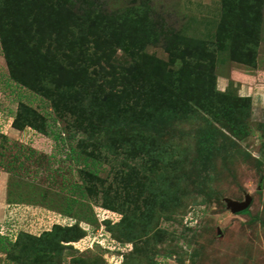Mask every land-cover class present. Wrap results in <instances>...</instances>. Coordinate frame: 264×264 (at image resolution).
I'll list each match as a JSON object with an SVG mask.
<instances>
[{
  "label": "rangeland",
  "instance_id": "rangeland-1",
  "mask_svg": "<svg viewBox=\"0 0 264 264\" xmlns=\"http://www.w3.org/2000/svg\"><path fill=\"white\" fill-rule=\"evenodd\" d=\"M25 1L2 0L10 3L0 14L3 36L19 27L22 18L12 19ZM74 2L78 14L95 4L117 17L146 2L162 37L140 56L110 49L117 63L134 64V74L126 77L128 89L115 86L117 97L105 89L91 105L87 99L74 103L85 96H75L78 80L63 68L60 45L44 46L37 55L46 58L51 49L47 54L61 66L59 88L49 87L68 105L57 112L41 94L10 80L0 33V238L14 242L27 235L19 263L3 253L0 263L264 264V0ZM245 17L252 24L257 17L256 47L250 26L238 24ZM235 26L245 27L242 35L228 37L224 30ZM239 42L255 49L253 63L231 59ZM198 44L213 58L206 60L214 66L210 93L193 76H173L195 63ZM155 74L184 84L159 83ZM134 87L140 94L131 92ZM20 102L35 125H13ZM73 104L76 118L67 113ZM207 136L211 143L201 156L198 144ZM246 196L248 215L228 208L226 200L244 202ZM54 225L78 227L73 238H79L43 245L40 237Z\"/></svg>",
  "mask_w": 264,
  "mask_h": 264
},
{
  "label": "trees",
  "instance_id": "trees-1",
  "mask_svg": "<svg viewBox=\"0 0 264 264\" xmlns=\"http://www.w3.org/2000/svg\"><path fill=\"white\" fill-rule=\"evenodd\" d=\"M8 1V0H5ZM75 0H26L23 7H20L21 14L15 13L17 16L12 20H17L19 16L22 20L19 21V27H14L16 30L7 32L8 37L3 36L5 34L4 30L0 27V33L3 39V55L7 62L9 69L10 80L33 93L41 94L45 99L49 100L50 107L59 111V107H66L68 103L66 101L62 102V98L59 94H54L52 91V85L54 88H59L57 84L56 74L58 75L61 66L54 64V55H48L47 53H54L53 50H46V58L38 56V51L42 48L47 47V44H52L53 42L60 45L61 53L63 54L62 62L65 61L66 65L63 68L68 67L71 69L75 77L78 92H75V96H85L76 98L74 103H78L79 100H90L89 105L96 103V96L100 95L105 89L110 96L117 97L115 86H122L127 88L126 77L127 75L132 76L134 74V64L129 66H122L119 62L117 63L113 58V51L110 49L118 46L122 50L129 52L130 55L141 54L142 48L147 44H155L162 37L160 35V27L150 23L149 21V8L146 6V2L143 5V9H136L134 12H129L125 16L117 17L115 15L103 13V9L94 4L89 5V8L83 9L77 13V10L73 11L75 6ZM13 3V2H11ZM69 4V6L67 5ZM72 4L74 8H72ZM89 4V3H88ZM2 7L8 9L10 8V3L5 4L0 0V14L2 12ZM32 13V14H31ZM134 13V14H132ZM26 14V15H25ZM33 15V16H32ZM19 17V19H20ZM256 18H253L254 23L252 24L250 18L245 17V21L238 23L240 26H246L243 23H247L250 26L248 35L252 38L251 43L254 47L257 45L258 38V24L255 22ZM92 23V24H89ZM159 26V25H158ZM235 26V30L230 28V30H224L225 34H229L228 37L232 35H242L241 30ZM77 32H75L76 29ZM140 33V34H139ZM6 38V42L4 41ZM167 40V38H164ZM240 41V40H239ZM126 43L130 45L131 49H127ZM246 42H239L238 45H233L234 47L230 49L231 59L236 62L251 64L255 58V49L248 48L246 50ZM223 46L221 44L220 48ZM109 48V49H108ZM129 48V47H128ZM195 53L191 57L194 58L195 63H187L182 70L185 73H177L176 75H181L184 77L193 76L198 84L208 93L212 92L214 89V75H213V64L211 62H206L207 59H213L212 54H209V50L205 46L197 45L194 46ZM56 53H59V50ZM168 52L172 54L170 46H166ZM108 51V53H107ZM48 56V58H47ZM105 64V66L102 65ZM147 63H145V66ZM158 68L159 64L157 63ZM90 68H93L92 71ZM151 71L157 72L153 69V66H149ZM65 71V70H64ZM159 72V71H158ZM181 72V71H179ZM161 73V72H160ZM63 76L66 73H62ZM162 74V73H161ZM161 74H155L159 83L171 81V75L167 77ZM58 77V76H57ZM181 78V77H180ZM173 79V78H172ZM179 80V81H178ZM47 81L48 86H45ZM178 82L179 84H176ZM182 83V84H181ZM46 84V85H47ZM171 84H176V87L181 84L183 86L184 81L181 79H175L171 81ZM51 88H50V87ZM187 84L184 85L185 88ZM128 89V88H127ZM137 91V92H136ZM139 88H131V92L134 94L139 93ZM138 94V95H139ZM239 100L247 102L249 97L238 96ZM69 102V100H68ZM73 102V101H72ZM76 105H72L67 113L78 117L77 112H73ZM93 107V106H92ZM164 114V113H163ZM162 114V116H163ZM167 118H170L171 111L166 112ZM30 115L28 106L25 103L20 102L16 110V117L14 119L13 125L15 127L21 125H35L30 123L27 116ZM41 120V119H39ZM42 131V129L39 127ZM230 132L236 136V131L234 128L230 129ZM211 136H207L205 139H201L199 142V155L203 156L210 145ZM112 147H115L114 144ZM117 148V147H115ZM112 150V149H111ZM116 154L117 150H115ZM139 154V153H138ZM136 156L135 151L130 155ZM238 214L248 215L249 210L246 209ZM78 227L70 226L62 228L59 225H54L53 230L50 232H45L40 237L46 239L43 245H59L61 241L60 237H64V240L76 239L73 236L78 235ZM27 235L21 233L17 236L14 242L4 238H0V253L5 254V258L11 263H19L20 257L27 250V246L24 242V238ZM79 238V237H78ZM77 238V239H78ZM50 242V243H49ZM21 244V245H20ZM42 243L39 244L41 246ZM53 248V247H52ZM51 248V249H52ZM41 249V248H40ZM51 249H46L45 251H50ZM1 261V259H0ZM23 263V262H22ZM25 264V263H23Z\"/></svg>",
  "mask_w": 264,
  "mask_h": 264
},
{
  "label": "water",
  "instance_id": "water-1",
  "mask_svg": "<svg viewBox=\"0 0 264 264\" xmlns=\"http://www.w3.org/2000/svg\"><path fill=\"white\" fill-rule=\"evenodd\" d=\"M228 208L235 214L240 213L246 209H248L250 205V198L249 196L245 197L244 202H236V201H229L226 200Z\"/></svg>",
  "mask_w": 264,
  "mask_h": 264
},
{
  "label": "crops",
  "instance_id": "crops-1",
  "mask_svg": "<svg viewBox=\"0 0 264 264\" xmlns=\"http://www.w3.org/2000/svg\"><path fill=\"white\" fill-rule=\"evenodd\" d=\"M249 89V88H248ZM245 91V90H244ZM256 95V94H255Z\"/></svg>",
  "mask_w": 264,
  "mask_h": 264
},
{
  "label": "built area",
  "instance_id": "built-area-1",
  "mask_svg": "<svg viewBox=\"0 0 264 264\" xmlns=\"http://www.w3.org/2000/svg\"><path fill=\"white\" fill-rule=\"evenodd\" d=\"M1 264V263H0Z\"/></svg>",
  "mask_w": 264,
  "mask_h": 264
}]
</instances>
